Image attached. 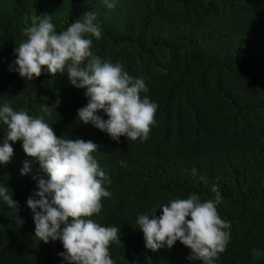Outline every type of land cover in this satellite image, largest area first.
I'll return each instance as SVG.
<instances>
[{
    "label": "trees",
    "instance_id": "1",
    "mask_svg": "<svg viewBox=\"0 0 264 264\" xmlns=\"http://www.w3.org/2000/svg\"><path fill=\"white\" fill-rule=\"evenodd\" d=\"M90 11L102 30L101 39L93 38L94 54L142 77L149 91L141 95L158 105L146 141H115L78 121L88 98L66 72L51 76L45 69L26 81L10 70L25 39L22 30L38 16L50 15L60 32ZM5 102L43 117L58 137L99 146L93 155L111 195L91 219L120 229L121 243L110 246L116 264H202L180 241L147 249L136 219L192 193L202 202L213 199L214 185L222 196L218 212L231 224L216 264H264V255L252 256L253 248L264 253V0H115L111 9L104 0H0V106ZM97 114L108 118L102 110ZM4 132L0 123V146ZM12 147L10 161L0 164V185L12 190L19 212L0 200V264H66L60 240L35 237L27 206L38 190L33 177L47 174L22 142ZM25 162L30 171L21 175Z\"/></svg>",
    "mask_w": 264,
    "mask_h": 264
},
{
    "label": "clouds",
    "instance_id": "2",
    "mask_svg": "<svg viewBox=\"0 0 264 264\" xmlns=\"http://www.w3.org/2000/svg\"><path fill=\"white\" fill-rule=\"evenodd\" d=\"M104 4L111 9L115 0H104ZM96 19L94 12H85L66 30L57 32L50 15L38 16L22 30L25 39L14 50L16 59L10 70L26 81L40 77L45 69L51 76L66 72L69 83L85 89L88 98L87 105L78 109V121L91 123L115 141L121 136L146 141L156 124L158 105L147 95H141L149 91L142 77L130 75L119 62L112 63L94 54L93 38L102 37L100 26L94 23ZM48 107L43 105L45 112ZM101 110L108 117L106 120L97 114ZM0 123L6 126L0 164L10 161L14 153L12 144L19 141L24 153L38 160L48 177H33L38 190L27 199L35 237L44 243L60 240L65 251L59 255L66 264H116L110 246L113 242L121 243L120 229L91 219L101 212L102 199L111 195L104 186L110 181L93 155L99 146L90 140L58 137L43 117L14 110L8 102L0 106ZM29 171L25 162L21 175ZM196 174L193 168L192 175ZM200 179L205 180L203 176ZM211 191L213 199L202 202L199 195L192 193L139 214L136 224L144 234L145 247L156 251L180 241L191 249L190 259L216 264L231 239V224L218 212L222 201L218 186L214 185ZM12 197V190L0 185V200L19 212L18 202ZM157 210L162 214L156 216ZM15 220L19 226L24 223L18 214ZM262 255L252 249L254 259Z\"/></svg>",
    "mask_w": 264,
    "mask_h": 264
}]
</instances>
